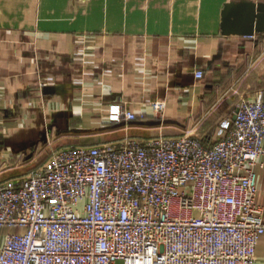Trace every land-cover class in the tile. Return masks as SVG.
I'll return each instance as SVG.
<instances>
[{"label":"crops","instance_id":"0c3cea01","mask_svg":"<svg viewBox=\"0 0 264 264\" xmlns=\"http://www.w3.org/2000/svg\"><path fill=\"white\" fill-rule=\"evenodd\" d=\"M251 4L253 34L226 32ZM261 18L264 0H0V169L40 146L186 131L215 144L242 99L264 96ZM155 100L167 104L162 123ZM114 104L149 119L112 125ZM256 257L264 264V235Z\"/></svg>","mask_w":264,"mask_h":264},{"label":"built area","instance_id":"2783aa9c","mask_svg":"<svg viewBox=\"0 0 264 264\" xmlns=\"http://www.w3.org/2000/svg\"><path fill=\"white\" fill-rule=\"evenodd\" d=\"M150 106L162 123L166 102ZM148 119L111 106L112 125ZM259 167L263 94L239 102L213 145L186 131L52 148L47 161L0 183V264H255Z\"/></svg>","mask_w":264,"mask_h":264},{"label":"rangeland","instance_id":"374dc122","mask_svg":"<svg viewBox=\"0 0 264 264\" xmlns=\"http://www.w3.org/2000/svg\"><path fill=\"white\" fill-rule=\"evenodd\" d=\"M141 133L144 136L145 135H149L148 132H145V133L141 132ZM53 148L58 149L57 147H53ZM51 149H52L51 147L40 146L39 151H37V154H36V151L33 150L32 151L33 156H31L30 158H25L22 161V163H18L16 160L8 162L6 167H2L0 169V180H4L5 181V180L11 178L12 176H18L19 174L25 175L34 166L40 165V164L44 163L45 161H47V159L49 158V156L51 154ZM33 157H34L33 162L32 163L31 162L28 163L29 162L28 160L33 158Z\"/></svg>","mask_w":264,"mask_h":264},{"label":"water","instance_id":"95a60500","mask_svg":"<svg viewBox=\"0 0 264 264\" xmlns=\"http://www.w3.org/2000/svg\"><path fill=\"white\" fill-rule=\"evenodd\" d=\"M254 9L255 6L251 4L239 11L235 18L229 22L227 28H225V31L244 35H252L254 32L253 29L256 19V13ZM257 26L264 29V18H261L257 22Z\"/></svg>","mask_w":264,"mask_h":264}]
</instances>
